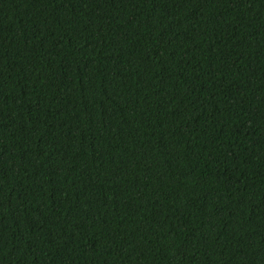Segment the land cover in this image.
<instances>
[{"label":"trees","instance_id":"1","mask_svg":"<svg viewBox=\"0 0 264 264\" xmlns=\"http://www.w3.org/2000/svg\"><path fill=\"white\" fill-rule=\"evenodd\" d=\"M0 264H264V0H0Z\"/></svg>","mask_w":264,"mask_h":264}]
</instances>
